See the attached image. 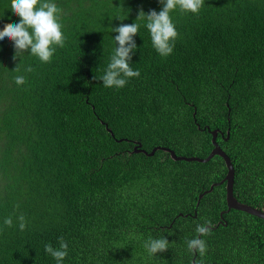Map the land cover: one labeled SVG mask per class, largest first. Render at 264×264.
I'll return each mask as SVG.
<instances>
[{
	"label": "trees",
	"instance_id": "1",
	"mask_svg": "<svg viewBox=\"0 0 264 264\" xmlns=\"http://www.w3.org/2000/svg\"><path fill=\"white\" fill-rule=\"evenodd\" d=\"M54 2L66 41L50 63L28 52L14 60L12 41H0V264H56L44 245L58 247L61 236L63 264H264V220L221 215L224 184L205 193L226 175L222 158L134 152L206 158L218 130L234 197L264 212V0H205L198 14L177 7L166 57L136 19L141 9L159 12V0ZM10 4L0 0V28L19 22ZM132 23L140 28L130 66L140 76L106 88L99 78L116 47L111 29ZM205 220L212 228L200 237L201 258L186 241ZM163 236L169 248L149 255L144 242Z\"/></svg>",
	"mask_w": 264,
	"mask_h": 264
},
{
	"label": "clouds",
	"instance_id": "2",
	"mask_svg": "<svg viewBox=\"0 0 264 264\" xmlns=\"http://www.w3.org/2000/svg\"><path fill=\"white\" fill-rule=\"evenodd\" d=\"M204 2L205 0H159L162 5L159 12L150 10L146 14L141 9L136 19L146 21L144 27L150 34L153 48L160 56L166 57L172 54L178 36L170 12L179 7L182 12L198 14ZM10 9L13 15L20 19L18 23L3 24V27L0 28V41H12L13 59L15 60L19 55L28 52L43 63H50L56 47L63 48L66 41L62 32L63 26L59 22L61 9L54 0H11ZM139 28L140 24L132 23L120 24L111 29L118 35L114 37L116 47L109 58V63L99 78L104 87L120 89L126 86L130 78H139L140 71L133 70L130 66L131 54L136 50L133 38L138 34ZM14 70L20 71L18 66ZM24 71L30 73L34 69L31 66H26ZM25 81L26 78L23 75L14 77V82L17 85H23ZM16 222L20 231L25 230L27 221L23 214L16 216ZM3 224L8 228L13 227V217H6ZM211 228V222L208 220H205L203 224L196 225L195 232L198 235L186 241L190 253L193 255L199 253L201 258L206 254V241L200 237L209 235ZM144 248L149 255L154 256L158 252L166 251L169 248V241L164 236L149 237L144 242ZM44 251L54 258L56 264H63L68 255V244L61 236L58 238V247H54L51 243H45ZM194 264H203V260H194Z\"/></svg>",
	"mask_w": 264,
	"mask_h": 264
},
{
	"label": "water",
	"instance_id": "3",
	"mask_svg": "<svg viewBox=\"0 0 264 264\" xmlns=\"http://www.w3.org/2000/svg\"><path fill=\"white\" fill-rule=\"evenodd\" d=\"M219 133L218 130L213 131L212 134V150L210 151V153L208 154V156L206 158H199V157H185V156H177L175 154V152L173 150H170L168 148H164V147H156L154 148L150 153L146 152L145 150H137V148H134V152H142L143 154H146L148 156H153L154 153L157 150H161L164 151L165 153H168L170 158L173 161H186V162H198V163H207L208 161H210L213 157L218 156L220 158L223 159L227 172L225 177L218 183H213L210 188L208 189V191H206L205 193H209L212 191V189L214 188V186H218L221 184L225 185V201H226V206L227 209L226 211L221 212V215L223 213L229 212L230 210H237V211H242L245 212L247 214H250L252 216H256L258 218H261L264 220V212L254 209L246 204H242L240 202H238L236 200V198L234 197L233 194V184H234V167L229 159V157L227 156V154L220 148V146L216 143V137L217 134ZM228 136V133H227ZM227 140V138H225ZM136 147H140V144H138ZM201 197V196H200Z\"/></svg>",
	"mask_w": 264,
	"mask_h": 264
}]
</instances>
